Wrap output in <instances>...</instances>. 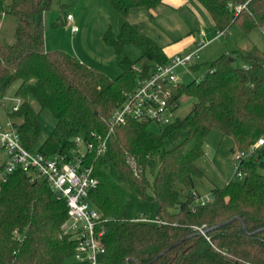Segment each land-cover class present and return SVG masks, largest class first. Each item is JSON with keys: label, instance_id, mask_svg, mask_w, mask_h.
I'll return each instance as SVG.
<instances>
[{"label": "trees", "instance_id": "obj_1", "mask_svg": "<svg viewBox=\"0 0 264 264\" xmlns=\"http://www.w3.org/2000/svg\"><path fill=\"white\" fill-rule=\"evenodd\" d=\"M53 1L0 0V108L8 88L18 82L19 104L8 118L31 152H70L76 136L84 142L96 143L98 135L105 140L104 151H87L84 157L99 179L89 199L103 221L102 264H264V142L243 161L242 181L213 188L210 202L194 197L199 195L194 179L203 176L197 161L205 154L211 130L233 140L232 152L264 141V52L256 46L237 47L209 63L199 81L177 84L173 98L194 101L170 125L155 132L148 121L129 118L111 129V113L139 75L169 57L158 29L154 36L148 25L130 20L133 10L143 9L153 24L163 0H107L123 23L119 34L109 27L104 42L117 53L127 44L140 51L142 74L124 58L115 78L69 53L45 48L44 18ZM195 1L217 30L237 24L248 36L264 29V0ZM6 18L14 22L8 36L1 28ZM43 109L51 111L56 124L40 143ZM178 130L186 132L183 140L164 149L167 136ZM155 155L159 164L150 183L147 172ZM126 190L157 205V222L123 217ZM66 218L65 201L56 198L47 181L31 179L20 169L5 174L0 178V264H63L75 252L72 239L62 233Z\"/></svg>", "mask_w": 264, "mask_h": 264}, {"label": "rangeland", "instance_id": "obj_2", "mask_svg": "<svg viewBox=\"0 0 264 264\" xmlns=\"http://www.w3.org/2000/svg\"><path fill=\"white\" fill-rule=\"evenodd\" d=\"M10 0H5L8 3ZM160 5L153 24H150L148 12L143 9H135L130 14L132 22H141L151 29L150 34L156 35L159 30V42L168 47H181L190 38L198 41L192 44L182 54H186L197 45H202L199 51L198 68H180L177 73L181 76L180 82L183 84L199 81L208 71L209 63L219 58L222 54L233 53L237 47L256 46L264 52V29L256 28L248 36L243 35L241 28L232 25L225 37L214 38L216 30L213 27L210 16L197 1L182 3L181 0H165ZM65 6L61 9L60 4ZM72 13L75 16V24L79 28L78 32H72L70 23L66 20V15ZM61 18V23L54 25ZM45 48L47 50H61L69 53L89 67L95 68L109 78H115L121 72L120 61L128 58L135 62L136 70H140L138 59L139 49L133 44H127L121 53L108 45L103 40L104 33L111 28L114 34H119L123 19L115 8L107 0H54L45 13ZM1 28L5 35H11L14 22L12 18H6L1 22ZM195 36V37H193ZM168 41V42H167ZM178 53V52H177ZM241 61L237 60L236 64ZM18 82L13 83L7 90L3 107L0 108V131L8 130L10 119L8 114L13 107L19 104L15 97V90ZM29 100L34 103L31 96ZM193 98L182 96L179 99V106L175 112L176 116H184L192 107ZM35 104V103H34ZM38 107V106H36ZM42 125L39 142L44 141L52 132L56 120L49 109H43L39 114ZM152 131L159 128L151 123L148 125ZM184 130L170 133L164 141V149H170L179 144L185 137ZM233 140L229 136H224L220 131L211 130L204 142L205 154L198 159L197 165L203 171L202 177H195L194 189L201 197L211 195V190L215 187L222 188L229 181H242L243 176H237L235 165L233 164L234 152ZM79 155H85L87 145L84 141L77 143ZM7 158L6 150L0 143V163ZM158 155H155V163L147 172V179L152 183L153 176L158 169ZM148 194H151L149 189ZM123 217L136 220L139 218L155 219L157 205L146 198L139 197L129 190H126ZM182 197H180V200ZM74 253L68 256L63 264H88L86 260L78 257Z\"/></svg>", "mask_w": 264, "mask_h": 264}, {"label": "built area", "instance_id": "obj_3", "mask_svg": "<svg viewBox=\"0 0 264 264\" xmlns=\"http://www.w3.org/2000/svg\"><path fill=\"white\" fill-rule=\"evenodd\" d=\"M240 5L236 6L239 10ZM68 22L73 21V14L66 15ZM72 32L78 27L73 24ZM227 29L216 30L215 38L225 37ZM202 45L186 54H172L164 63L155 64L147 75H139L136 86L125 93L123 102L117 106L110 116V126L124 124L129 118L154 123L159 129L170 125L176 118L179 106L173 98V90L180 82L177 71L180 68H192L198 63L199 51ZM141 73V69L137 70ZM142 74V73H141ZM18 105L13 107L16 110ZM96 143L85 142L87 151L100 154L105 150V140L98 135ZM83 141L80 136L74 138V146L70 152L47 156L39 152H31L20 142V137L11 122L8 130L0 131L1 147L6 150L7 158L0 163V178L15 170L25 171L31 179L40 178L48 182L54 195L64 200L67 206V218L62 224V233L70 237L78 257L88 264H102L105 251L102 243V219L99 210L92 205L89 192L96 188L99 179L93 172L91 165L84 162L85 155H79L77 143ZM260 138L246 149L234 152L233 164L237 176H243V161L253 155L263 144ZM196 201L207 203L211 196L201 197L194 194ZM137 220L157 222L156 219L139 218ZM201 232H203L200 229Z\"/></svg>", "mask_w": 264, "mask_h": 264}, {"label": "crops", "instance_id": "obj_4", "mask_svg": "<svg viewBox=\"0 0 264 264\" xmlns=\"http://www.w3.org/2000/svg\"><path fill=\"white\" fill-rule=\"evenodd\" d=\"M193 1H195V0H193ZM163 2L165 3L166 1L165 0H163ZM181 2L183 3L184 1L183 0H181ZM185 3V2H184ZM209 15V14H208ZM210 19H211V17H210ZM211 21H212V19H211ZM70 23V25H71V27H72V25L73 24H75V16L73 15V21L72 22H69ZM212 24H213V27L215 28V24H214V22L212 21ZM76 25V24H75ZM79 29V28H78ZM71 30H72V28H71ZM79 31V30H78ZM77 31V32H78ZM193 37H195V36H193ZM215 38V36L213 37V39ZM168 42V41H167ZM195 42H196V44L198 43V41H195V38H190V40L189 41H187L185 44H183V45H181V47H177V48H173V47H168L167 45H168V43L164 46V51H165V53L167 54V56H170V55H172V54H175V53H177L178 52V54H182L183 52H185V50L186 49H188L192 44H195ZM198 64V63H197ZM192 69V68H191ZM180 80H181V76H180Z\"/></svg>", "mask_w": 264, "mask_h": 264}]
</instances>
